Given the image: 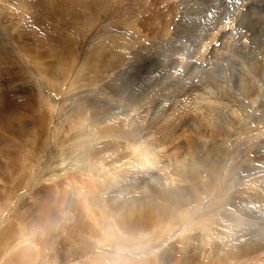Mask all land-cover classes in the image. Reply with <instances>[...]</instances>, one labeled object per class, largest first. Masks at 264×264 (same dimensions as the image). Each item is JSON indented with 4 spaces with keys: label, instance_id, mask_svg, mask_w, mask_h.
I'll return each instance as SVG.
<instances>
[{
    "label": "rangeland",
    "instance_id": "1",
    "mask_svg": "<svg viewBox=\"0 0 264 264\" xmlns=\"http://www.w3.org/2000/svg\"><path fill=\"white\" fill-rule=\"evenodd\" d=\"M218 1L0 0V95L15 96L17 90L23 97L31 94V120H43L40 126L30 124L23 133L19 131L21 143L11 167L4 164L2 152H6L0 151V264H264V230L257 229L255 222H262L264 215L254 209L256 204L264 207V0ZM222 29L224 36L215 35ZM211 75L221 79L220 92H215L218 98L203 93L205 88L212 91L207 83ZM210 99L215 100L211 107L206 103ZM199 105L218 125L210 126L199 109L192 112L190 107ZM142 113H147V121L157 123L155 138L149 130L139 142L124 130L117 136L110 132L114 138L108 135L103 140L112 143L105 149L92 132L94 127L86 131L89 122L92 126L99 120L107 122L112 114L120 115L123 128L132 124L131 130L136 131ZM165 119L171 120L173 135H179L170 144L160 137L166 129L160 123ZM42 127L45 132L39 137ZM214 143L222 146L213 150ZM111 150L115 151L108 153ZM221 154L226 164L199 211L185 197L187 193L178 189L182 183L171 188L157 184L163 175L157 170L161 165L169 178L183 179L182 171L192 170L195 161H207L201 167L207 169ZM148 157L159 166L143 162ZM114 159L127 173L110 171L114 183L96 197L99 185L87 188V182L94 181L78 175L80 165L91 162L107 168ZM145 171L151 172L152 178L147 177L151 181L136 186L141 176L146 177ZM202 173L204 177L207 171ZM193 184L198 189L201 178ZM108 189L111 196L106 195ZM152 191H175L171 195L178 193L187 205L182 202L176 207L157 199V206H167L169 215H158L161 210L157 214L153 207L150 212ZM132 203L140 205L141 212H150L153 222L128 234L118 230L114 217ZM226 205H231L229 212L248 220L240 224L230 215L219 220L222 230L240 243L212 240L210 228L217 226ZM205 238L213 243H205ZM232 245L246 251L230 253L237 249Z\"/></svg>",
    "mask_w": 264,
    "mask_h": 264
},
{
    "label": "bare ground",
    "instance_id": "2",
    "mask_svg": "<svg viewBox=\"0 0 264 264\" xmlns=\"http://www.w3.org/2000/svg\"><path fill=\"white\" fill-rule=\"evenodd\" d=\"M180 1V0H179ZM218 1V0H217ZM218 3H219V1H218ZM209 4V3H208ZM255 4V3H254ZM218 5V4H217ZM257 5V4H256ZM243 7V6H242ZM256 11V10H255ZM253 12V11H252ZM222 13V12H221ZM192 14V13H191ZM238 14V13H237ZM257 14V13H256ZM231 16V15H230ZM161 18V17H160ZM218 18V17H217ZM259 18V17H258ZM197 19V18H196ZM227 20V19H226ZM264 20V19H263ZM218 21V20H217ZM235 21V20H234ZM146 22V21H145ZM169 22V21H168ZM221 24V23H220ZM225 24V23H224ZM223 24V25H224ZM168 25V24H167ZM203 25V24H202ZM210 25V24H209ZM218 25V24H217ZM207 26V25H206ZM221 26V25H220ZM217 27V26H216ZM225 28V27H224ZM230 28V27H229ZM215 29V28H214ZM220 29H221V27H220ZM247 29V28H246ZM145 30V29H144ZM224 29H222V30H220V31H217V32H215V35H216V33H218V35H221V36H224V34L222 33V32H224L223 31ZM229 30V29H228ZM216 31V30H215ZM256 33H257V31H256ZM138 34V33H137ZM226 34V33H225ZM238 34V33H237ZM259 34V33H258ZM257 35V34H256ZM260 35V34H259ZM241 36V35H240ZM185 37V36H184ZM216 38V37H215ZM261 38V37H260ZM239 39V38H238ZM255 39V38H254ZM158 40V39H157ZM209 40V39H208ZM211 40V39H210ZM253 40V39H252ZM257 40V39H256ZM236 41V40H235ZM239 41V40H238ZM237 41V42H238ZM248 41V40H247ZM258 41V40H257ZM256 41V42H257ZM209 42V41H208ZM207 42V43H208ZM239 42H241V41H239ZM243 42V41H242ZM212 43V42H211ZM214 43V42H213ZM221 43V42H220ZM225 43V42H224ZM252 43V42H251ZM258 43H260V42H258ZM210 44V43H209ZM216 44V43H215ZM214 45V44H213ZM226 45V44H225ZM225 45H224V47H225ZM207 46H208V44H207ZM231 46V45H230ZM235 46V45H234ZM261 46V45H260ZM259 46V47H260ZM239 47V46H238ZM252 47V46H251ZM206 48V47H205ZM209 48H211L210 46H209ZM213 48V47H212ZM249 48V47H248ZM255 48V47H254ZM261 48V47H260ZM263 48V47H262ZM261 48V49H262ZM220 49V48H219ZM226 49V48H225ZM257 50H258V48H256ZM212 50V49H211ZM210 51V50H209ZM220 51V50H219ZM249 51V50H248ZM254 51H255V49H254ZM255 53V52H254ZM258 54V53H257ZM256 54V55H257ZM261 54V53H260ZM204 55V54H203ZM261 56H262V54H261ZM113 58H114V56H112ZM206 57V56H205ZM234 57V56H233ZM249 57V56H248ZM183 58V57H182ZM251 58V57H250ZM260 58V57H259ZM184 59V58H183ZM227 59H229L230 60V58H227ZM264 59V58H263ZM192 60V59H191ZM111 61V60H110ZM132 61V60H131ZM249 61V60H248ZM256 61V60H255ZM3 62V61H2ZM125 62V61H124ZM182 62V61H181ZM180 62V63H181ZM184 62H185V60H184ZM183 62V63H184ZM229 62V61H228ZM232 62V61H231ZM234 62V61H233ZM251 62V61H250ZM257 63H258V61H257ZM106 64V63H105ZM225 64V63H224ZM227 64V63H226ZM232 64V63H231ZM1 65H2V63H1ZM5 65V64H4ZM108 65V64H107ZM227 65H230L229 63L227 64ZM226 66V65H225ZM250 66V65H249ZM255 66V65H254ZM253 66V67H254ZM257 66V65H256ZM3 67V66H2ZM219 67V66H218ZM217 67V68H218ZM222 67H223V65H222ZM258 67V66H257ZM118 68V67H117ZM169 68V67H168ZM226 68H227V66H226ZM229 69V68H228ZM253 69V68H252ZM257 69V68H256ZM223 70H225V67H224V69ZM229 71V70H228ZM227 71V72H228ZM253 71V70H252ZM8 72V71H7ZM6 72V74L7 75H10L11 73H12V71H11V73L10 74H8ZM124 72V71H123ZM230 72V71H229ZM110 73V72H109ZM167 73V72H166ZM214 73V72H213ZM219 73H221L222 74V70H219ZM235 73V72H234ZM234 73H232V74H234ZM239 73H240V71H239ZM5 74V73H4ZM13 74V73H12ZM17 74V73H16ZM248 74V73H247ZM103 75V74H102ZM180 75V74H179ZM183 75V74H182ZM241 75V74H240ZM2 76V75H1ZM189 76V75H188ZM232 76V75H231ZM243 77H244V75H242ZM9 77V76H8ZM8 77H7V79H8ZM105 77V76H104ZM132 77V76H131ZM3 78V81L2 82H4V77H2ZM6 78V77H5ZM156 78V77H155ZM171 78V77H170ZM210 80H207V83L209 84V85H211L212 86V91L210 90V88H205L204 89V91H203V93H206V94H208L209 95V97L210 98H218V96L215 94V92H220V90L218 89V86H220V82H221V79H220V76L219 75H211L210 76ZM236 78H238L239 79V77L237 76ZM240 78L242 79V77L240 76ZM7 79H5V80H7ZM9 79H10V77H9ZM135 79V78H134ZM245 79H248V77L246 76L245 77ZM244 79V80H245ZM240 80V79H239ZM238 80V81H239ZM137 81V80H136ZM158 81V80H157ZM241 81V80H240ZM251 81V80H250ZM255 81V80H254ZM259 81V80H258ZM1 82V83H2ZM103 82H105V81H103ZM156 82V81H155ZM172 82V81H171ZM242 82H243V80H242ZM249 82V81H248ZM116 83V82H115ZM151 83V82H150ZM166 83V82H165ZM225 83V82H224ZM258 83V82H257ZM121 84V83H120ZM153 84V83H152ZM240 84H241V82H240ZM124 85H125V83H124ZM146 85V84H145ZM148 85V84H147ZM156 85H158V83L156 84ZM233 85V84H232ZM245 85V84H244ZM249 85H251V84H249ZM264 85V84H263ZM121 86H123V84L121 85ZM120 86V87H121ZM187 86V85H186ZM243 86V85H242ZM113 87V86H112ZM117 87V86H116ZM125 87H127V86H125ZM124 87V88H125ZM147 87V86H146ZM148 87H150V86H148ZM227 87V86H226ZM246 87H248V85H246ZM122 88V87H121ZM121 88H120V90H121ZM123 88V89H124ZM128 88V87H127ZM140 88V87H139ZM144 88V87H143ZM253 88H255V87H253ZM256 88H257V85H256ZM256 88H255V90H256ZM3 89H4V87H3ZM157 89V88H156ZM203 89V88H202ZM17 90V89H16ZM118 90V89H117ZM126 90V89H125ZM125 90H124V92H125ZM185 90V89H184ZM190 90V89H189ZM196 90H197V88L195 89V92H196ZM224 90H226V89H224ZM2 91V90H1ZM4 91V90H3ZM129 91V90H128ZM142 91V90H141ZM198 91V90H197ZM7 92V91H6ZM116 92V91H115ZM121 92H123V90L121 91ZM131 92V91H130ZM138 92V91H137ZM140 92V91H139ZM147 92V91H146ZM8 93H9V91H8ZM8 93H6V95L8 94ZM14 94H15V96L14 95H10L9 94V97L7 96V97H5V95H0V144H4V147L3 148H1L0 149V151H5L6 153H3L2 152V155H4V159H5V162H4V164L7 166V167H11V165H12V160L14 159V156L16 155L15 154V152H16V150H17V148L19 147V145H20V143H21V137H20V135L22 136V134L21 133H23L22 131H26V128L31 124V125H37V126H40V125H42L43 123H42V119L40 120V119H38V118H36V119H34V120H31V116H34V108H33V101L34 100H32V96H31V94H28V96H20V95H22L21 93H23V92H21V91H19V90H17L16 92H13ZM126 93V92H125ZM129 93V92H128ZM148 93V92H147ZM183 92H181V94H182ZM185 93V92H184ZM237 93V92H236ZM4 94V93H3ZM116 95H117V93H115ZM121 94V93H120ZM130 94V93H129ZM133 94L134 93H131V96H133ZM143 94V93H142ZM247 94V93H246ZM96 95V94H95ZM122 95H123V93H122ZM121 95V96H122ZM126 95V94H125ZM147 95V94H146ZM257 95H258V93H257ZM10 96H11V98H10ZM124 96V95H123ZM137 96V95H136ZM139 96V95H138ZM182 96H184V94L182 95ZM188 96V95H187ZM206 96V95H205ZM16 97H18V98H16ZM177 97V96H176ZM184 97H186V96H184ZM25 98V99H24ZM128 99V98H127ZM130 99V98H129ZM128 99V100H129ZM136 99V98H135ZM140 99V98H139ZM138 99V101L140 102L141 100H139ZM177 99V98H176ZM204 99V98H203ZM234 99V98H233ZM131 100H133V98L131 97ZM147 100V99H146ZM221 100H223V99H221ZM91 101V100H90ZM143 101V100H142ZM193 101V100H192ZM214 101L215 100H213V99H210V100H208L206 103L208 104V106H210L211 104H213L214 103ZM232 101V100H231ZM231 101H227V102H229V104L228 105H230V102ZM237 101V100H236ZM139 102H137V103H139ZM190 102V101H189ZM222 102H225V100L224 101H221V103ZM240 102V101H239ZM252 102V101H251ZM136 103V102H135ZM260 103V102H259ZM36 104V103H35ZM186 104V103H185ZM202 104V103H201ZM223 104V103H222ZM232 104H233V101H232ZM255 104V103H254ZM101 105V104H100ZM215 105V104H214ZM220 105V104H219ZM227 105V106H228ZM89 106V105H88ZM147 106V105H146ZM150 106V105H149ZM162 106V105H161ZM197 106V105H196ZM196 106H194V107H190V109L192 110V112L193 113H197V110L199 109V114H202L203 116H204V118H203V120H205V121H208L209 122V124H210V126L212 125V126H216V125H218V123L214 120V118L213 117H208L202 110H201V107H203V106H201V105H199V107L197 108ZM201 106V107H200ZM255 106V105H254ZM91 107H93V108H95L96 107V104H93V106H91ZM98 107V106H97ZM122 107V106H121ZM126 107V106H125ZM151 107V106H150ZM173 107V106H172ZM184 107H186V106H184ZM211 107V106H210ZM223 107V106H222ZM225 107V106H224ZM230 107V106H229ZM240 107V106H239ZM113 108V107H112ZM133 108V107H132ZM134 108H136V107H134ZM142 108V107H141ZM161 108V107H160ZM213 108V107H212ZM226 108V107H225ZM244 108V107H243ZM264 108V107H263ZM97 109V108H96ZM95 109V110H96ZM103 109V108H102ZM122 109V108H121ZM131 109V108H130ZM137 109H138V107H137ZM140 109V108H139ZM171 109V108H170ZM216 109V108H215ZM227 109V108H226ZM92 110V109H91ZM94 110V109H93ZM101 110V109H100ZM99 110V111H100ZM111 110V109H110ZM132 110V109H131ZM130 110V111H131ZM181 110H183V109H181ZM217 110V109H216ZM98 111V110H97ZM99 111H98V113H99ZM170 111V110H169ZM174 111V110H173ZM232 111V110H231ZM262 111V110H261ZM138 112V111H137ZM136 112V113H137ZM144 112V111H143ZM146 112H147V110H146ZM163 112V111H162ZM176 112V111H175ZM188 112V111H187ZM227 112V111H226ZM121 113V112H120ZM125 113V112H124ZM180 113V112H179ZM244 113H246V112H244ZM116 114V113H115ZM132 115H133V113H131ZM135 114V113H134ZM157 114V113H156ZM169 114V113H168ZM247 114V113H246ZM249 114V113H248ZM94 115V114H93ZM105 115V114H104ZM111 115V114H110ZM109 115V116H110ZM125 115V114H124ZM127 115V114H126ZM128 115H130V114H128ZM139 115V114H138ZM147 115V113H145V114H143L142 113V115H141V117H140V121H139V123H138V126L136 127V131H132L131 130V125L132 124H129L126 128H123V126H122V124H123V122H121L118 118H120L119 116H114L113 114L109 117V118H107L108 119V121L107 122H105L104 120H102V121H104V122H99V121H96L95 122V124L96 125H102V126H92L91 125V122H89V124H87L88 126H87V130L86 131H89V129L90 130H92V128L94 127V131H92V132H94V133H96L97 135H98V138H99V140H101L102 141V143H104V144H102V146L104 145V147H105V149H107V148H109L108 147V144H112L110 141H108V142H104L103 140H105L107 137H108V135L111 137V138H114V137H112L111 135H110V132H114V134H112V135H114V136H117V134L120 132V131H123V132H125V134H128L129 133V135L130 134H133V135H130V138L131 137H133V140H134V138H135V140H137L138 141V139L140 140L142 137H144L145 135H148L147 133L150 131V135L149 136H153L154 137V135H155V133H156V131H155V125L157 124L156 122H152L151 120L152 119H150V121H147V119H146V116ZM155 115V114H154ZM153 114H152V116H154ZM160 115V114H159ZM166 115V114H165ZM218 115V114H217ZM232 116V114H229V116ZM244 115V114H243ZM95 117H96V114L94 115ZM100 116V115H99ZM131 116V115H130ZM133 116H135V115H133ZM132 116V117H133ZM140 116V115H139ZM156 116V115H155ZM154 116V117H155ZM182 116V115H181ZM228 116V117H229ZM252 116V115H251ZM101 117V116H100ZM118 117V118H117ZM167 117V116H166ZM187 117V116H186ZM261 117V116H260ZM99 118V117H98ZM128 118H130V117H128ZM134 118V117H133ZM157 118H158V116H157ZM161 118V117H160ZM162 118H163V116H162ZM170 118V117H169ZM79 119H81V117H79ZM159 119V118H158ZM122 120V119H121ZM126 120H127V118H126ZM131 120V119H130ZM135 120V119H134ZM138 120V119H137ZM136 120V121H137ZM93 121H94V119H93ZM15 122V123H14ZM131 122V121H130ZM129 122V123H130ZM152 122V123H151ZM168 123V124H163V123ZM164 122L162 123H160L161 124V126L162 127H164V128H166L161 134H160V137H166V138H164V139H166L165 141H167V142H169L173 137H176L177 139H178V137H179V135L178 136H174L173 135V133H172V130H173V124H171V120L170 119H165L164 120ZM180 122V121H179ZM181 122H183V119H181ZM231 122V121H230ZM94 123V122H93ZM134 123H136V122H134ZM236 123V122H235ZM239 121H237V125L236 126H234L233 127V129H236V127L239 125ZM16 126H15V125ZM125 124H128V122L127 123H125ZM137 124V123H136ZM14 125V126H13ZM30 125V126H31ZM103 125H105V126H103ZM151 125H152V127H153V129L151 130ZM175 125H177V122L175 121L174 122V126ZM160 126V125H159ZM201 126V125H200ZM209 126V125H208ZM230 126V125H229ZM16 129H15V128ZM99 127H101V128H99ZM188 127V126H187ZM202 127V126H201ZM24 128V129H23ZM104 128H106V132L107 133H104ZM195 128H197V127H195ZM208 128V127H207ZM213 128V127H212ZM211 128V129H212ZM228 128V127H227ZM157 129V128H156ZM220 129V128H219ZM85 130V129H84ZM149 130V131H148ZM162 130V129H161ZM160 130V131H161ZM218 130V129H217ZM230 130V129H229ZM21 133H20V132ZM148 131V132H147ZM159 131V132H160ZM184 131V130H183ZM212 131V130H211ZM215 131H216V129H215ZM215 131H214V133H215ZM44 127H42V128H39V130L37 131V133H38V135H39V137L40 136H43L44 135ZM146 132V133H145ZM216 132H218V131H216ZM3 133H6L5 135L3 134ZM20 133V135H19V137H18V135L17 134H19ZM82 133V132H81ZM90 133V132H89ZM167 133V134H166ZM229 133H230V131H229ZM2 134L4 135V136H2ZM164 134H166L165 136H164ZM191 134V133H190ZM24 135V134H23ZM128 135V136H129ZM215 135V134H214ZM217 135V134H216ZM127 136V137H128ZM4 139H3V138ZM233 137V136H232ZM125 138V137H124ZM150 138V137H149ZM155 138V137H154ZM200 138V137H199ZM228 138H230V137H228ZM217 139V138H216ZM111 140V139H110ZM132 140V141H133ZM142 140V139H141ZM159 140V139H158ZM163 140V139H162ZM187 140V139H186ZM213 140V139H212ZM221 140V139H220ZM234 140V139H233ZM131 141V142H132ZM156 141V140H155ZM198 141V140H197ZM229 141H230V139H229ZM253 141V140H252ZM139 142V141H138ZM151 142V141H150ZM157 142V141H156ZM171 142H173L174 143V140H172ZM180 142V141H179ZM222 142V141H221ZM220 142V143H221ZM141 143V142H140ZM139 143V144H140ZM166 143V142H165ZM229 143V142H228ZM249 143V142H248ZM105 144H107V145H105ZM156 144V143H155ZM161 144V143H160ZM164 144V143H163ZM169 144H170V142H169ZM190 144V143H189ZM213 144V143H212ZM187 145V144H186ZM208 145V143L206 144V146ZM218 145H221L222 146V144H215L214 143V145H212V147L210 146V148H212L213 150L215 149L214 147H218ZM235 145V144H234ZM154 146V145H153ZM160 146V145H159ZM189 146V145H188ZM209 146V145H208ZM226 146V145H225ZM229 146V145H228ZM227 146V147H228ZM121 147V146H120ZM135 147V146H134ZM164 147V146H163ZM168 147V146H167ZM171 147V146H170ZM173 147V146H172ZM155 148V147H154ZM176 148V147H175ZM112 149V148H111ZM114 149V148H113ZM167 150H168V148H166ZM224 149V148H223ZM222 149V150H223ZM228 149V148H227ZM257 149V148H256ZM95 150V149H94ZM103 150V149H102ZM134 150H139V149H134V148H131V150L130 151H134ZM145 150V149H144ZM162 150V149H161ZM216 150V149H215ZM96 151H98V150H96ZM113 151H115V150H111V151H109L108 153H111V152H113ZM142 151V150H141ZM146 151V150H145ZM144 151V152H145ZM152 151V150H151ZM156 151V152H155ZM155 151H154V153L156 154L157 152H158V148L157 149H155ZM188 151H190V149L188 150ZM226 151V150H225ZM243 151V150H242ZM257 151V150H256ZM103 152V151H102ZM107 152V151H106ZM140 152V151H139ZM143 152V153H144ZM146 152H148V151H146ZM162 152V151H161ZM177 152H179V151H177ZM208 152V151H207ZM213 152V151H212ZM216 152V151H215ZM217 152H219V151H217ZM137 154H138V151L136 152ZM135 153V154H136ZM172 153V152H171ZM1 154V153H0ZM15 154V155H14ZM104 154V153H103ZM147 154V153H146ZM186 154V153H185ZM214 154V153H213ZM91 155V154H90ZM95 155H96V152H95ZM98 155V154H97ZM96 155V156H97ZM142 155V154H141ZM141 155L139 156V157H141ZM157 155V154H156ZM155 155V156H156ZM160 155V154H159ZM192 155V154H191ZM210 155V154H209ZM218 155H220V154H218ZM95 156V157H96ZM137 156V157H138ZM149 156V155H148ZM182 156V155H181ZM190 156V155H189ZM216 156V155H215ZM221 158H219V161L218 160H216L217 162H215V164H211L207 169H203V168H201V167H203L204 165H203V162H207V161H203V162H200V161H195L194 162V164H195V167L192 169V170H181L182 171V173H181V177H183V179H175V178H169L170 177V174H168V173H165L164 171L166 170L162 165L160 166V167H158L157 168V170L159 171H161L162 173H163V175L161 176V182H158L157 184H159V185H163V186H165V187H177V186H179L181 183V185H180V187L178 188V189H181L182 191H185V193H187V194H185V197L186 198H188V200H189V202H190V200L192 199V204L195 206V210H197V211H199L201 208H202V206H203V204H204V202H203V200L206 198V197H208V196H210V189H211V186L213 185V184H215V180H217V178H218V175L220 174V172L222 171V168L225 166V164H226V161H225V155L224 154H221ZM261 156V155H260ZM134 157H136V155L134 156ZM184 157V156H183ZM182 157V158H183ZM218 157V156H217ZM111 158H113V157H111ZM176 158V157H175ZM136 159V158H135ZM142 159V158H141ZM151 159H153V160H155L154 158H152V157H148V158H146L145 159V161H143V162H148L147 164H150L149 166H152V167H157V166H159V164L157 165V166H155L154 165V162L153 161H151ZM194 159V158H193ZM192 159V160H193ZM74 160V159H73ZM143 160H144V158H143ZM169 160V159H168ZM176 160V159H175ZM178 160H180V159H178ZM191 160V159H190ZM213 160H215V159H213ZM256 160V159H255ZM137 162H138V160H136ZM166 161V160H165ZM210 161V160H209ZM234 161V160H233ZM257 161V160H256ZM105 162H106V160H105ZM213 162V161H212ZM230 162H231V160H230ZM89 163H91V162H87V163H85V162H83V165H80V172H79V174L78 175H82V176H88V177H90L94 182L93 183H91L90 181H88L87 182V188H88V186H93V185H99V186H97V188H98V193H96L95 194V196L96 197H99L102 193L101 192H106L105 190H106V188L105 187H107V184H109V185H112L113 183H114V181H112V179H111V177H110V175H109V172L110 171H117L118 172V175H120L119 173H121V174H123V173H127V171L125 170V169H123L121 166H120V164H117L116 162H115V159L114 160H111L110 161V163H109V167H100L99 168V166H97V165H95V164H89ZM107 163V162H106ZM178 163H179V161H178ZM183 163L185 164V162L183 161ZM190 163V162H189ZM253 163V162H252ZM78 164V163H77ZM88 164H89V166H88ZM137 164V163H136ZM145 164V163H144ZM182 164V163H181ZM202 164V165H201ZM69 165V164H68ZM73 165H74V162H73ZM134 165V164H133ZM183 165V164H182ZM255 165V164H254ZM79 166V165H78ZM77 166V167H78ZM124 166V165H123ZM137 166H139V165H137ZM149 166H146L147 167V170H148V168H149ZM175 166V165H174ZM70 167H73V166H71L70 165ZM191 167V166H190ZM79 168V167H78ZM136 168V167H135ZM188 168V167H187ZM62 169V168H61ZM68 169V168H67ZM132 169V167L130 168V170ZM191 169V168H190ZM202 170H206L207 171V173L204 175V177H202ZM138 171H139V169H138ZM141 171V170H140ZM143 171H144V169H143ZM132 172V171H131ZM130 172V173H131ZM255 172V171H254ZM71 173V172H70ZM76 173V172H75ZM134 173V172H133ZM243 173V172H242ZM66 175V174H65ZM73 175V174H72ZM124 175V174H123ZM136 175V174H135ZM145 175H146V180H145V178L144 177H142L141 176V180H140V185L139 184H137L136 186H141L143 183H144V185H143V187L145 186V184H146V182L147 181H151V179H149V178H147L148 176H151V178H152V174H151V172H150V174H148L147 173V171H145ZM159 175V174H158ZM161 175V174H160ZM157 176V175H156ZM174 176V175H173ZM69 177H73V176H69ZM206 177H207V179H206ZM60 178V177H59ZM59 178H57V179H59ZM82 178V177H81ZM89 178V179H90ZM113 178V177H112ZM200 179L201 178V185L199 186V188L197 189L196 187H195V185L193 184L194 182H195V180L196 179ZM114 179V178H113ZM203 179V180H202ZM70 180V179H69ZM68 180V181H69ZM155 180V179H154ZM158 180V179H157ZM249 180V179H248ZM73 181H74V179H73ZM159 181V180H158ZM76 182V181H75ZM90 182V183H89ZM113 182V183H112ZM199 182V181H198ZM248 183V182H247ZM251 183V182H250ZM77 184V183H76ZM156 184V185H157ZM196 184V183H195ZM241 185V184H240ZM249 185V184H248ZM197 186V185H196ZM57 187V186H56ZM110 187H112V186H110ZM198 187V186H197ZM156 188V187H155ZM249 188V187H248ZM59 189V188H58ZM93 189V188H92ZM147 189V188H146ZM256 189H258V188H256ZM56 190V189H55ZM160 190H161V188H160ZM86 191H87V189H86ZM127 191H128V189H127ZM112 191H110V189H108L107 190V193H106V195H109V196H111L112 195V193H111ZM116 192V191H115ZM61 193V192H60ZM173 193H175V191L174 192H171V191H166V192H154V191H152V192H150L149 194H148V198H149V204L151 205V207H150V212L152 211V207H153V211H157V214H158V211L159 210H161L160 211V213L158 214V215H162L163 214V212H165L166 213V215L168 214L167 213V211L165 210L166 208H167V206H165L164 208H161V207H163V206H161V207H158L157 206V204H156V200L157 199H160L163 203H168V204H171V205H174V206H176L177 207V205H179L180 203H185V204H182V205H187V203L186 202H184L182 199H181V197L179 196V195H174V196H172L171 194H173ZM180 193V192H179ZM65 194V193H64ZM184 194V193H183ZM232 194V193H231ZM264 194V193H263ZM262 194V195H263ZM63 195V194H62ZM117 195V194H116ZM136 195V194H135ZM233 195V194H232ZM238 195V194H237ZM257 195V194H256ZM192 197V198H191ZM238 197V196H237ZM252 198V197H251ZM255 198V197H254ZM258 198V197H257ZM263 198H264V196H263ZM262 198V199H263ZM240 199V198H239ZM247 199H249V198H247ZM259 199V198H258ZM229 200V199H228ZM65 201V200H64ZM159 201V200H158ZM90 202V201H89ZM224 202V201H223ZM40 203V202H39ZM41 203H43V202H41ZM73 203H74V200H73ZM140 203V202H139ZM252 203H253V201H252ZM261 203V202H260ZM72 204V203H71ZM79 204V203H78ZM147 204V203H146ZM146 204H143L144 206L146 205ZM167 204V205H168ZM191 204V203H190ZM232 204V203H231ZM45 205V204H44ZM70 205V204H69ZM148 205V204H147ZM161 205V204H160ZM181 205V204H180ZM249 205V204H248ZM73 206H75V204H73L72 205V207ZM189 206V205H188ZM234 206V205H233ZM243 206H245V205H243ZM250 206V205H249ZM258 206V204H256V205H254V209H256V210H258L262 215H264V207H262V206H260V207H257ZM88 207V206H87ZM148 207V206H147ZM171 207V206H170ZM193 207V206H192ZM223 207V206H222ZM226 207H230V208H226ZM226 207L224 206L223 207V209H221L220 210V213H221V215H220V217L216 220V222H215V225H217L216 227H211L210 228V230H211V232H212V234H214V235H212L213 237H212V240H214V238H215V243H216V240L218 239V243H222V244H224V243H230L231 241H233V240H236V242H238V243H240L241 242V240L239 241L238 240V238H236V236L235 235H233V234H230L229 232H228V230H227V232H226V229H223L222 230V227L223 226H220L219 224H220V222H219V220H222L223 221V219H225V217L226 216H228V215H230V216H234L236 219H237V222L239 221V223L240 224H242V223H247V221H245L244 219H242L239 215H235V212L234 213H231V212H229L230 210H231V205H226ZM93 208V207H92ZM122 208V207H121ZM141 208L142 207H140V205H137V204H135V203H132V204H130L129 206H128V209L127 210H122L118 215H115V219H116V225H117V227H118V230L119 229H121V230H124V232L126 231L128 234L129 233H137L138 231L140 232V230L141 229H144V228H147V226L146 225H148V224H151L152 222H153V219H152V216H151V214H150V212H148V211H143V212H141ZM235 208H237V207H235ZM76 209V208H75ZM123 209V208H122ZM233 209V208H232ZM239 209V208H238ZM241 209V208H240ZM249 209V208H248ZM149 210V209H148ZM59 211V210H58ZM84 211V210H83ZM152 211V212H153ZM176 211V210H175ZM236 211L238 212V210L236 209ZM251 211V210H250ZM60 212V211H59ZM64 212V211H63ZM176 213V212H175ZM239 213V212H238ZM156 214V213H155ZM154 214V215H155ZM256 214V213H255ZM169 215V214H168ZM151 216V217H150ZM171 216V215H170ZM264 217V216H263ZM166 218V217H165ZM150 219V220H149ZM169 218H167V220H168ZM251 220V219H250ZM159 221V220H158ZM166 221V220H165ZM226 221V220H225ZM55 222V221H54ZM93 222V221H92ZM157 222V221H156ZM256 223H257V225H258V227H257V229L258 228H261L260 230H264V218H263V221L262 222H259V221H255ZM222 223V222H221ZM252 223V222H251ZM250 223V224H251ZM115 224V223H114ZM229 224V223H228ZM254 224V223H253ZM97 226H98V224H96ZM250 226V225H249ZM82 227V226H81ZM229 229V228H228ZM147 230V229H146ZM145 230V231H146ZM230 230V229H229ZM235 231V233H237L236 232V230H234ZM82 232V231H81ZM116 232V231H115ZM114 232V233H115ZM3 233L1 232V235H2ZM111 234H113V233H111ZM4 235V234H3ZM110 235V234H109ZM114 235V234H113ZM115 236V235H114ZM240 236V235H239ZM26 237V236H25ZM91 237H93L92 235H91ZM205 237V236H204ZM1 238V237H0ZM22 238H20V241L22 242V240H21ZM25 239V238H24ZM243 239H244V237H243ZM18 240V239H17ZM16 240V241H17ZM0 241H2V239H0ZM116 241V240H115ZM203 241L205 242V243H210L211 242V238L209 239H203ZM195 242V241H194ZM198 242V241H197ZM91 243H95V241L93 242V240L91 239ZM107 243V242H106ZM211 243H213V241L211 242ZM247 243V242H246ZM226 245V244H225ZM1 246V245H0ZM203 246V245H202ZM219 246V244L216 246V247H218ZM231 248H237L236 250H234V249H231ZM230 249L231 250H229L230 251V253H233V252H235L236 254H240V253H242V252H244V251H246V248H244V247H238V245H232V247H231ZM218 250V249H217ZM238 250H240V251H238ZM217 254V253H216ZM228 255V254H227ZM213 256V255H212ZM228 257V256H227ZM214 259H216V260H218L216 257H214ZM229 259V258H228ZM178 261V260H177ZM190 261V260H189ZM175 263V262H174ZM179 263V262H178ZM185 263V262H184ZM186 264H188V263H186ZM214 264V263H213Z\"/></svg>",
    "mask_w": 264,
    "mask_h": 264
}]
</instances>
